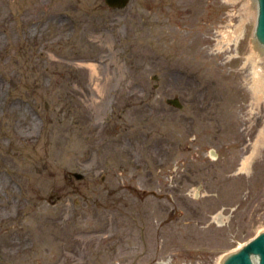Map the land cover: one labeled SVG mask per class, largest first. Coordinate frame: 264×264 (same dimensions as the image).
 Here are the masks:
<instances>
[{
	"label": "rangeland",
	"instance_id": "obj_1",
	"mask_svg": "<svg viewBox=\"0 0 264 264\" xmlns=\"http://www.w3.org/2000/svg\"><path fill=\"white\" fill-rule=\"evenodd\" d=\"M247 1L0 0V264H221L264 232L256 17L222 34Z\"/></svg>",
	"mask_w": 264,
	"mask_h": 264
},
{
	"label": "bare ground",
	"instance_id": "obj_2",
	"mask_svg": "<svg viewBox=\"0 0 264 264\" xmlns=\"http://www.w3.org/2000/svg\"><path fill=\"white\" fill-rule=\"evenodd\" d=\"M247 1V0H246ZM260 0H248L246 3H244V6H245V13L243 14H247L246 18L244 19H241V23L238 24V26L236 27V29L234 31H223L222 34H223V41H224V44L226 43H230L234 40H240V38L244 35L245 33V26H246V21L247 19L249 20L250 17L254 18L256 17V26H255V31L257 30V23H258V17L260 15ZM251 4H250V3ZM254 40H253V43L254 44V50L251 52V55L248 57L247 59V62L250 63V65L252 66V69H253V79H252V88H253V93L255 96H257L258 94H262V96H264V70L261 65L259 66L258 64L262 63V61H264V56L262 57V55H264V39H261L259 36H253ZM226 42V43H225ZM261 96V98H262ZM258 97V96H257ZM260 98V97H258ZM27 122L26 121H20V127L22 128H27V130L29 129H32V127L34 126L35 127V123L33 121H31V123H28L27 125ZM22 130L23 133H19L17 135H19V137H22V138H29L31 137L30 135H33V134H30V133H25V130ZM264 145V130L261 131L259 134H258V137H257V142L255 143V145L253 146L252 148V151L251 153L246 156L243 161H242V164H241V167H240V172H247L249 171V168L253 162V158H257L258 154H259V151H260V147H262ZM76 174V173H75ZM81 175V173H80ZM83 175V174H82ZM84 177V175H83ZM35 179H33L32 181V193H36V197L39 193V191H43L44 189L47 188L46 184L47 181L45 179H39V180H36L38 179V177H34ZM0 182L1 183H5V181H3L2 178H0ZM46 182V183H44ZM10 201L6 202V204H8L10 207L12 208H17L19 211L21 209L24 208V205L22 203H15L12 199H9ZM0 202L3 203L4 200L0 197ZM221 216V214H220ZM219 218V216H217ZM239 249H241V247H239L238 249L234 250L233 252L231 253H234L236 251H238ZM230 253V254H231ZM228 256V255H227ZM226 256V257H227ZM221 263V262H220Z\"/></svg>",
	"mask_w": 264,
	"mask_h": 264
},
{
	"label": "water",
	"instance_id": "obj_3",
	"mask_svg": "<svg viewBox=\"0 0 264 264\" xmlns=\"http://www.w3.org/2000/svg\"><path fill=\"white\" fill-rule=\"evenodd\" d=\"M130 0H105L106 5L111 9H125ZM260 15L258 17L257 30L255 35L264 39V0H260ZM167 104L181 109L183 103L180 98H169ZM76 178L82 179L83 175L75 174ZM221 264H264V232L245 244L238 251L229 254Z\"/></svg>",
	"mask_w": 264,
	"mask_h": 264
}]
</instances>
